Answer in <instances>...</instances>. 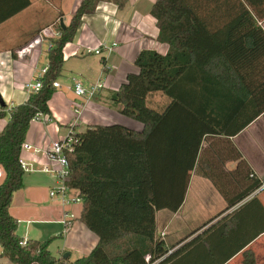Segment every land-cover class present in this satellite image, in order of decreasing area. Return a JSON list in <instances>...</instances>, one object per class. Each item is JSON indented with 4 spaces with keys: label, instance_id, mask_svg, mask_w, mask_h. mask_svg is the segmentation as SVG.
I'll list each match as a JSON object with an SVG mask.
<instances>
[{
    "label": "trees",
    "instance_id": "obj_1",
    "mask_svg": "<svg viewBox=\"0 0 264 264\" xmlns=\"http://www.w3.org/2000/svg\"><path fill=\"white\" fill-rule=\"evenodd\" d=\"M99 1L103 0H81L68 24L64 28L58 25L46 50L41 87L29 92L25 102L0 111V119L8 116L0 128L4 173L0 182V255L10 264H130L128 257L134 252L149 255V263L158 259L155 264H175L173 257L183 247L168 253L171 248L156 235L154 214L179 208L188 170L210 180L227 206L258 185L241 189L229 200L231 189L220 185V177L210 167L201 166L198 150L203 134H235L264 110V91L248 87L252 74L264 63V31L256 24L264 16L256 9L263 1L239 0L237 19L228 28L226 39L216 42L191 2L155 0L151 15L158 40L168 49L164 54L139 51L134 59L137 71L128 73L111 97L118 112L140 122L142 130L120 124L89 126L75 131L74 149L67 155L65 185L77 190L81 201L77 220L97 237L96 244L88 254L70 262L63 256L54 257L49 250L51 241L62 237L69 226L43 240H24L18 235V221L9 207L14 192L24 186L20 152L26 132L35 114L49 112L48 100L55 90L52 83L61 74L63 47L73 39L82 16L92 14ZM110 1L122 9L127 0ZM29 3L27 0L21 7ZM151 97L160 102L150 101ZM250 100L253 106H248ZM185 118L197 124L190 136L183 133ZM228 119L235 121L231 130L222 128ZM180 169L178 176L170 174ZM180 177L176 196L174 185Z\"/></svg>",
    "mask_w": 264,
    "mask_h": 264
},
{
    "label": "crops",
    "instance_id": "obj_2",
    "mask_svg": "<svg viewBox=\"0 0 264 264\" xmlns=\"http://www.w3.org/2000/svg\"><path fill=\"white\" fill-rule=\"evenodd\" d=\"M26 1L0 0L1 111L25 102L28 93L21 89V85L34 80L46 65L47 58L43 61V57L46 56L50 38L57 32L52 23L54 19L44 22L39 13H44L46 7L53 4L58 11L56 21L60 23L62 19L64 22V14L60 12L62 8H68L72 15L81 2L28 0L30 3L22 8ZM188 1L214 40L223 42L228 28L240 13L239 0ZM262 1L256 8L259 13L264 12ZM154 2L127 0L119 9L110 0L99 1L92 14L82 16L73 39L64 45L61 72L70 73L67 88L62 90L61 83L56 80L59 87L48 100L49 112L44 114L48 120L30 122L24 143L31 148H21L20 152V160L29 170L24 172V186L13 194L9 212L17 219V233L24 239L43 240L56 236L63 229V214L73 217L71 212L62 209L56 218V214L43 206L48 200L62 202L59 195L49 197L48 192L56 185L57 178L54 173L43 169L57 167L47 157V149L52 141L65 137L70 124L76 125L78 132L84 131L85 126L110 124L142 130L140 122L118 112V106H114L111 97L125 81L126 75L137 71L134 59L139 51L148 49L164 54L168 49L165 42L158 40V28L151 15ZM244 7L249 9L245 4ZM256 24L264 31V16L257 19ZM112 43L115 45L108 53L97 55L88 52L102 44ZM68 62L71 63L67 69ZM263 65L252 74V81L248 84L250 89L264 91ZM73 81L79 82L85 89L102 82V87L92 98L80 97L82 107L77 113L74 111L77 102L72 98L76 96ZM253 104L250 100L248 106ZM7 119V115L0 119V128ZM195 125L196 122L190 118L182 119L183 133L190 136ZM234 125V120L228 119L227 126L222 122V128L226 130L233 129ZM198 151L201 166L210 167L220 177V185L231 189L229 200H233L241 189L255 183L258 185L244 198L227 206L225 198L210 180L188 170L186 191L179 208L174 212L160 209L154 214L155 229L158 232L163 230L161 238L171 252L183 247L173 257L175 264H246V261L252 260L254 264H264V110L235 134H203ZM176 171L170 174L178 176L183 170ZM3 179L0 166V182ZM181 183L180 177L174 185L176 196ZM73 191L70 199L65 196L67 204L74 199L81 204L77 190ZM76 210L80 213L81 205ZM78 216L71 219L69 230L60 239H54L49 244L54 257L68 253V261L72 262L88 254L96 244L97 237L77 220ZM143 261L145 256L138 252L128 257L130 264H142Z\"/></svg>",
    "mask_w": 264,
    "mask_h": 264
},
{
    "label": "built area",
    "instance_id": "obj_3",
    "mask_svg": "<svg viewBox=\"0 0 264 264\" xmlns=\"http://www.w3.org/2000/svg\"><path fill=\"white\" fill-rule=\"evenodd\" d=\"M115 43H112L111 45H106L102 44L96 49H89L88 52H92L94 54H102V53H108L111 51ZM50 47V44L49 46ZM46 71V67H43L42 70L40 71L39 75L34 78L31 82L24 83L21 85V89L25 91L26 93L37 91L41 87V82H40V77L41 75ZM52 86L54 88L59 87L58 82L54 81L52 83ZM102 87V82L98 81L94 84H92L88 89H85L79 82H74L73 84V91L77 97H86V98H92L98 90ZM82 104L81 103H75L74 104V111L77 113L79 109H81ZM0 111H1V106H0ZM46 121L48 120L44 114L42 113H37L34 115V117L31 119V121ZM75 127L76 125L70 124L68 128V133L65 135L64 138L60 140H54L52 141L47 149V157L56 163L57 167L56 168H44L43 170L46 172H52L55 174L57 178V183L54 187H52L48 195L49 197H53L55 195H59L62 199V203H67L68 200L65 198V193L67 191V187L65 185V180L67 179V176L69 174V165L67 161V155L71 154L74 149V143H75V138H74V133H75ZM22 148L24 149H30L31 146L28 144L23 143ZM20 165L21 168L23 169L24 172L29 170V167L20 160ZM62 224L63 228L65 226H69L71 223V218L68 216L67 213L63 214V219H62ZM155 224V221H154ZM160 236H164V232H160ZM25 240V239H24ZM25 242V241H23ZM171 250L168 251L170 253ZM158 261L155 260L152 263H149V255L145 256V262L146 264H155Z\"/></svg>",
    "mask_w": 264,
    "mask_h": 264
},
{
    "label": "rangeland",
    "instance_id": "obj_4",
    "mask_svg": "<svg viewBox=\"0 0 264 264\" xmlns=\"http://www.w3.org/2000/svg\"><path fill=\"white\" fill-rule=\"evenodd\" d=\"M60 12H62V14H64L65 19H64V22L63 23H64V25H66V23L69 21L70 16H71L70 15V10L64 6L62 8V11H60ZM57 15H58V11H56V7L53 4H50L48 7H46V10H45L44 13L43 12L42 13H39V17L44 22H47L49 20L54 19L52 23H53V26H54V29H55L56 32H57L58 25L60 24V23H58L56 21V16ZM45 60H46V56L43 57V61H45ZM70 63L71 62H68L66 64L67 69L69 68V64ZM69 75H70L69 72H66V71L65 72H61L60 76L57 78L58 81L62 85V88H61L62 90H64V89L67 88L66 87V82H67V79H68ZM72 88H73V83H72ZM72 98H73L74 101L76 100L75 102H77V103L79 102L80 103V100H82V98H84V97L80 98V97L74 96ZM151 100H154V102H160L159 101L160 99H158V97H155V98L151 97L150 98V101ZM84 128L86 129L87 126H85ZM73 193H74L73 189H69V190H67V193H66L67 195L66 196L70 199L72 197ZM46 200H48V199H46ZM43 204H44L43 206H45L47 208V210L50 209L52 211V213L56 214V218H58L59 217V214L62 213V209L68 210V212L69 213L71 212L72 215H73V217L71 219H73V218H75V216L77 217L79 215V211L76 210V208L81 205L79 203V201H75V199H74V201H71L70 200L69 204H67V203H63L62 204V202L59 201V200H56V201L55 200H48V201L44 202ZM11 212H13V210H11ZM155 227H157V226H155ZM161 231L163 232V230H161ZM161 231L158 232V230L157 231L155 230L156 235L157 236H160V232ZM55 239H60V237L55 238ZM169 239H170V236L167 238V240H169ZM53 245H54V243H53ZM168 247H169V245H168ZM0 253H1V248H0ZM74 256H75V254H73V257ZM8 263L9 262L3 256L0 255V264H8Z\"/></svg>",
    "mask_w": 264,
    "mask_h": 264
},
{
    "label": "water",
    "instance_id": "obj_5",
    "mask_svg": "<svg viewBox=\"0 0 264 264\" xmlns=\"http://www.w3.org/2000/svg\"><path fill=\"white\" fill-rule=\"evenodd\" d=\"M59 22H60V26H61L62 28H64L65 25H64L62 19H61ZM0 104L3 105L2 100H0ZM67 257H68V253H64L63 258H67Z\"/></svg>",
    "mask_w": 264,
    "mask_h": 264
}]
</instances>
